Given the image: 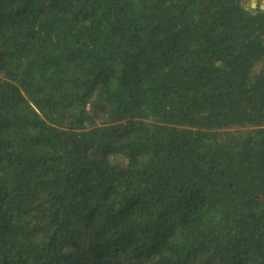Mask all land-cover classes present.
<instances>
[{"label":"trees","instance_id":"1","mask_svg":"<svg viewBox=\"0 0 264 264\" xmlns=\"http://www.w3.org/2000/svg\"><path fill=\"white\" fill-rule=\"evenodd\" d=\"M0 0V264H264V10Z\"/></svg>","mask_w":264,"mask_h":264},{"label":"rangeland","instance_id":"2","mask_svg":"<svg viewBox=\"0 0 264 264\" xmlns=\"http://www.w3.org/2000/svg\"><path fill=\"white\" fill-rule=\"evenodd\" d=\"M252 2L255 3L257 6L256 0H242V3L244 4L245 7H251ZM262 4H264V2L261 3L260 5Z\"/></svg>","mask_w":264,"mask_h":264},{"label":"water","instance_id":"3","mask_svg":"<svg viewBox=\"0 0 264 264\" xmlns=\"http://www.w3.org/2000/svg\"><path fill=\"white\" fill-rule=\"evenodd\" d=\"M256 7V4L255 3H251V8H255ZM259 9L260 10H264V4H262V5H259Z\"/></svg>","mask_w":264,"mask_h":264}]
</instances>
